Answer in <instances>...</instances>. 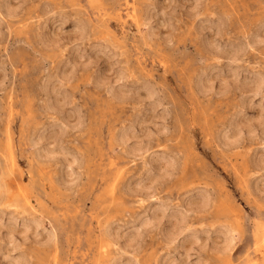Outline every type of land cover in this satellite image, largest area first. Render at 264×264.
<instances>
[{"label": "rangeland", "instance_id": "rangeland-1", "mask_svg": "<svg viewBox=\"0 0 264 264\" xmlns=\"http://www.w3.org/2000/svg\"><path fill=\"white\" fill-rule=\"evenodd\" d=\"M262 131L264 0H0V264H264Z\"/></svg>", "mask_w": 264, "mask_h": 264}, {"label": "bare ground", "instance_id": "bare-ground-1", "mask_svg": "<svg viewBox=\"0 0 264 264\" xmlns=\"http://www.w3.org/2000/svg\"><path fill=\"white\" fill-rule=\"evenodd\" d=\"M262 134H264V131H262ZM72 162H73V160H72ZM74 163V162H73ZM144 222V221H143ZM145 223V222H144ZM261 229H262V227H261ZM264 229V228H263ZM261 231H263V230H261ZM262 233H264V232H262ZM261 233V234H262ZM229 240V239H228ZM229 242V241H228ZM229 244H230V242H229Z\"/></svg>", "mask_w": 264, "mask_h": 264}]
</instances>
